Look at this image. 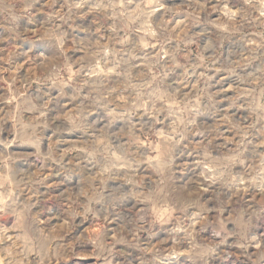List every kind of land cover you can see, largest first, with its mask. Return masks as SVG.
<instances>
[{
    "label": "clouds",
    "instance_id": "obj_1",
    "mask_svg": "<svg viewBox=\"0 0 264 264\" xmlns=\"http://www.w3.org/2000/svg\"><path fill=\"white\" fill-rule=\"evenodd\" d=\"M169 2L173 6L154 21L155 9L164 7L159 0H0V81L8 85L0 95V216L14 218L12 229L0 222V264H59L72 255L57 242L67 225L42 227L31 196L21 199L24 189L43 180L32 171L34 165L54 162L66 168L72 152L78 161L72 167L83 178L64 194L69 220L96 217L97 204L119 218L117 205L132 204L137 210L118 232L121 239L141 232L150 240L164 232L172 241L171 247L159 248L148 242L140 264H224L232 258L233 245L244 259L232 264H264V67L237 74L252 59L264 57V0ZM179 11L187 17L170 27L165 17L175 18ZM214 13L219 14L215 19ZM90 15L91 20H81ZM198 24L211 36L193 49L196 37L190 29ZM233 37L248 45V55L221 67L239 81L230 99L232 107L245 112L238 119L225 116L198 125L204 99L212 108L219 103L208 92L211 77H200L188 93L180 85L198 69L215 67L223 40ZM157 44L155 55L146 51ZM178 66L184 74L173 88L165 81ZM33 83L40 87L30 95ZM56 91L59 96L52 94ZM141 109L155 118L150 124L133 122ZM93 112L98 115L90 122ZM118 120L125 126L115 130ZM221 124L235 135L224 136ZM46 129L57 137L52 146L37 149L36 160L21 157L19 145H37ZM193 129L203 137L192 146L198 157L193 167L199 171L178 177L174 152ZM72 132L80 143L65 147L63 135ZM95 240L101 242V254L111 255L106 236ZM177 249L185 251L183 261L173 259Z\"/></svg>",
    "mask_w": 264,
    "mask_h": 264
},
{
    "label": "rangeland",
    "instance_id": "obj_2",
    "mask_svg": "<svg viewBox=\"0 0 264 264\" xmlns=\"http://www.w3.org/2000/svg\"><path fill=\"white\" fill-rule=\"evenodd\" d=\"M140 2L141 0H134V3ZM152 2H154V0H144V3L150 4ZM159 2L162 3L164 7L155 9V14L153 16L154 21H158V19L162 17L166 7L173 6L169 0H159ZM182 3L183 0H176L177 6ZM218 16V13L213 14L214 19ZM186 17L187 12L179 11L175 14V18H165L170 20V27H174ZM91 19V15L89 17H81V20H84L85 22ZM77 23H79V21H77ZM108 23H111V21ZM96 26L98 27L99 25ZM208 28H211V26H208ZM204 29L205 26L199 24L191 27L190 33L196 37V43L192 45L193 49H195L197 44L202 47L207 42V38L211 36V32L206 33ZM178 32L181 35L183 34L181 30H178ZM110 34V32L104 33L106 37ZM81 36L84 37V33H81ZM86 38L93 39L97 37L88 34ZM136 39L137 37L134 34L133 40ZM175 44L176 41H173V45ZM159 50L160 46L158 44L155 48L146 49V51L153 55ZM164 51L167 52V49H164ZM220 51L222 53L221 59L216 62L215 67L207 70L204 68L198 69V75L190 76L188 80L184 81L183 85H180L184 92L188 93L191 91L192 86L198 83L200 77H211V86L209 87L208 92L209 94H215L214 99L219 103L216 104L215 108H212L209 100L207 98L204 99L200 115L197 117L196 121L198 125L215 124L216 121L222 120L225 116L238 119L242 117L245 112V109L241 108L237 110V108L232 107V100L230 98L236 95L235 89L239 85V81L236 80L234 76H230L227 71L222 70L221 65L231 64L233 60L239 59L240 54L248 55V45L238 38L233 37L223 40ZM261 52H264V49H261ZM69 54H71V49L69 50ZM168 59L169 57L167 55L163 57L164 61H168ZM137 63L140 64V70H142L143 64L140 61H137ZM257 66L264 67V57H261L260 59H252L251 63L246 65L243 71L237 69V74L244 75L249 69H254ZM183 74L184 68L178 66L175 71L167 76L165 83L171 84L174 88L177 86L176 81L180 80L183 77ZM116 79L117 77L113 75V82ZM7 87L8 85L4 84L3 81H0V95H3L7 91ZM38 87H40V85L33 83L32 88L29 89V94L31 95L34 93ZM52 94L54 96H59L58 91L53 92ZM64 103L69 109L73 107V105L68 102L67 98H64ZM97 115L98 113L93 112L92 116L89 117V121L94 122ZM160 118L163 119V115H161ZM154 119L155 118L152 116L144 115L143 109H141L140 113L133 118V122L137 124H150ZM124 126L125 121L123 120H118L113 125L115 130H120L124 128ZM162 127V125H157V128ZM229 127L228 124H221L220 131L224 133V136L231 138L235 133L229 131ZM2 134L5 137L9 136V133L6 130ZM56 139L57 137L52 136L50 131L46 129L41 133V138L37 145L20 144L19 149H21V151L19 152V155L21 157H26L28 160H36L37 157L33 155V153H36L37 149H39L40 152H45L48 147L52 146L53 141ZM202 139L203 137L193 129L176 147L174 152V167L180 169L176 173L178 177L189 178L193 171H199V169L193 167L198 157L193 153L192 146L200 143ZM80 140L81 137L75 132L65 133L63 135L65 147L69 144H79ZM124 140L126 141L127 137H125ZM218 143H223V138H221ZM145 146H147L146 141ZM234 146V144L229 145V147ZM12 148H17V145L13 144ZM75 155L76 152H72L65 158V163L68 165L66 168H61L60 165H57L54 162L34 165L32 171H37L38 174L43 177V180L31 190L24 189L25 195L21 197V199H25L26 197L31 196L35 203V207L32 211L34 214L39 215L40 225L42 227L56 229L58 226L67 225L66 228L60 231L59 235L62 239L57 242L70 249L72 255L65 256L59 264H140L143 248L148 242H150L154 248H159L162 244L165 247H171L172 241L168 239L167 234L164 232H161L158 237L150 238V240L147 233L141 232L135 234V239L126 234L123 236V239H121L118 232L124 228L128 221L132 220L137 210V207L132 204L126 206L117 205L116 211L120 213L119 218L111 214L112 209L110 207H106L103 204H97L96 217L88 216L85 218L84 216H77L74 222L69 220L66 211L69 201L65 198L64 194L69 192L70 189H75L79 185V181L83 178L80 171L72 167L73 164L78 163L77 160L72 159ZM22 162V160L17 161L18 164ZM89 167L91 168V165H89ZM40 169L43 170L40 171ZM65 177H68V180H65ZM111 183L113 182L109 181V184ZM215 187L216 185H213V189ZM213 189H209L208 192L205 193V198L208 197ZM36 201L39 202L36 203ZM0 222H3L6 227L12 229L14 218L0 216ZM196 227L198 228L199 225L197 224ZM9 234L11 235L12 232ZM98 235H104L107 237L106 243L111 247V255H108L107 251H104L103 254H101V248H98V245H100L101 242L95 240V237ZM85 237H88L89 239L85 240ZM232 239L233 238H230L229 244H231ZM115 240H120V242L112 246V241ZM221 249L224 252L229 250L228 245H221ZM231 250L233 253L232 258L230 260H225L224 264H232L233 260L240 261L244 259L235 245L232 246ZM175 251H178L179 255L174 256L173 259L183 261L186 255L185 251L183 249H177ZM249 251H252V249ZM53 264H56V262L54 261ZM209 264H212V261H210Z\"/></svg>",
    "mask_w": 264,
    "mask_h": 264
}]
</instances>
